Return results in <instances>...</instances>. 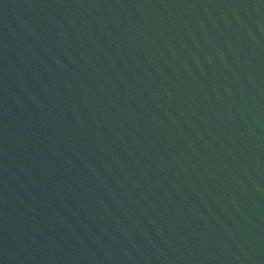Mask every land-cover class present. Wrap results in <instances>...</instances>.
I'll list each match as a JSON object with an SVG mask.
<instances>
[{
	"label": "water",
	"instance_id": "water-1",
	"mask_svg": "<svg viewBox=\"0 0 264 264\" xmlns=\"http://www.w3.org/2000/svg\"><path fill=\"white\" fill-rule=\"evenodd\" d=\"M0 264H264V0H0Z\"/></svg>",
	"mask_w": 264,
	"mask_h": 264
}]
</instances>
